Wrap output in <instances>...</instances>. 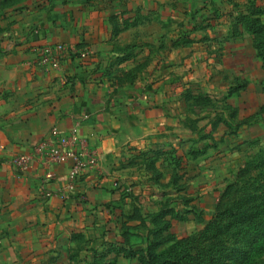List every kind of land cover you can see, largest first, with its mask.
Instances as JSON below:
<instances>
[{
  "label": "rangeland",
  "instance_id": "1",
  "mask_svg": "<svg viewBox=\"0 0 264 264\" xmlns=\"http://www.w3.org/2000/svg\"><path fill=\"white\" fill-rule=\"evenodd\" d=\"M48 1L0 0V19L29 21L30 12ZM80 1L84 18L101 25L89 30L111 40L109 54L101 55L105 77L120 89L158 92V99L151 94L147 100L159 105L154 118H160V134L152 145L125 152L134 169L118 170L112 184L123 202L114 207L117 231L91 233L80 246L79 264H94L100 253L116 264H140L135 256L115 257L116 250H108L120 244L145 250L161 209H174L164 219L170 228L163 235L183 238L254 193L259 200L252 204L264 208V0ZM67 47L82 58L95 55ZM145 109L150 111L144 115L152 114L151 107ZM168 135L174 138L162 139ZM136 208L135 220L123 215ZM258 226L255 232L264 224ZM234 242L231 235L229 246ZM196 245L186 246L199 259L204 252ZM237 257L225 258V264H240ZM257 260L262 264L264 255Z\"/></svg>",
  "mask_w": 264,
  "mask_h": 264
},
{
  "label": "crops",
  "instance_id": "2",
  "mask_svg": "<svg viewBox=\"0 0 264 264\" xmlns=\"http://www.w3.org/2000/svg\"><path fill=\"white\" fill-rule=\"evenodd\" d=\"M82 3L49 0L29 21L0 19V264H79L80 246L91 233L117 231L114 207L123 202L112 184L118 170L134 169L125 152L159 139L154 111L160 108L147 100L151 94L158 99V92L120 89L105 77L101 55L109 54L111 40L89 30L101 25L84 18ZM55 44L95 55L82 58L71 50L60 69H49L39 63V51ZM150 107L152 114L144 115ZM54 126L77 134L98 156L71 191L61 192L71 160L46 164L36 156L24 172L12 163L15 155L32 153Z\"/></svg>",
  "mask_w": 264,
  "mask_h": 264
},
{
  "label": "trees",
  "instance_id": "3",
  "mask_svg": "<svg viewBox=\"0 0 264 264\" xmlns=\"http://www.w3.org/2000/svg\"><path fill=\"white\" fill-rule=\"evenodd\" d=\"M149 164L154 165L153 160ZM256 200H259V196L254 193L233 209L218 212L213 220L206 225L205 229L199 231L200 236L192 234L183 238H178V236L171 233L163 235L170 228V223L168 221L165 223L164 219L167 215L172 214L174 209H161L153 216L154 228L146 236V240L149 241L145 250H132V248L120 244L113 245L108 252L116 250L115 257L122 252L128 258L135 256L140 264H225L227 261L225 258H230L235 254L238 255L237 260L240 264H256L259 261L257 259L264 255V227L259 228L257 232L254 230L259 227L258 225L264 224V208L263 204H252ZM138 213L136 208L132 213H124L123 215L128 220H135ZM141 224L146 227V223L141 222ZM249 224H252L253 227L250 228ZM233 229L235 233L231 234ZM231 235L235 236L232 247L228 244ZM242 235L245 244L244 247L237 250L239 236ZM124 236L128 239L130 235L125 231ZM189 243L197 244L195 249L204 252L199 254V259L196 256L197 254L195 255L190 248H187L186 245ZM95 256L96 261L94 264H116L115 259H107L105 253L95 254ZM262 264H264V261Z\"/></svg>",
  "mask_w": 264,
  "mask_h": 264
},
{
  "label": "built area",
  "instance_id": "4",
  "mask_svg": "<svg viewBox=\"0 0 264 264\" xmlns=\"http://www.w3.org/2000/svg\"><path fill=\"white\" fill-rule=\"evenodd\" d=\"M68 51L70 50L65 44L45 45L39 51V63L49 69H60L62 59ZM33 149L32 153L17 154L13 157L12 163L19 172L26 171L30 161L36 156L46 164L71 160L69 181L61 192L74 190L77 177L84 170L96 167L98 163L95 150L87 148L77 134H66L57 126L52 127L49 135L38 141ZM48 176H52V173L49 172Z\"/></svg>",
  "mask_w": 264,
  "mask_h": 264
}]
</instances>
